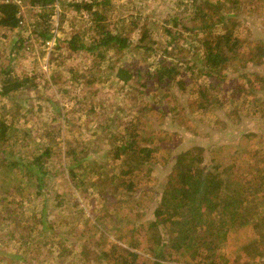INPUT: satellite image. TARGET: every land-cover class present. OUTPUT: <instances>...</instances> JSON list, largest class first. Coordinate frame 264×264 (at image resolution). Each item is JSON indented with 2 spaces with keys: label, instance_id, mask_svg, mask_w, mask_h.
I'll use <instances>...</instances> for the list:
<instances>
[{
  "label": "rangeland",
  "instance_id": "rangeland-1",
  "mask_svg": "<svg viewBox=\"0 0 264 264\" xmlns=\"http://www.w3.org/2000/svg\"><path fill=\"white\" fill-rule=\"evenodd\" d=\"M93 1L102 0H53L40 8L19 0L18 26H0V85L4 73L27 79L25 87L0 95V121L22 140L0 141L4 162L16 161L15 174L0 168V189H8L0 202V264H102L99 242L112 243L113 251L139 247L140 256H151L158 237L166 241L167 235L161 225L155 231L140 223L152 219L166 188L182 186L175 174L178 154L199 146L204 165L211 157L224 163L235 158L241 170L234 173L242 177L249 172L245 157L264 164V0H220L216 21L204 33L189 31L170 42L162 29L171 17L186 20L190 0H108L103 22L127 35L130 48L108 50L100 60L64 48L89 23L86 10L75 12L70 2ZM210 33H227L237 43L217 77L203 68L200 37ZM120 65L137 71L126 85L114 76ZM160 65L176 69L182 89L159 85ZM60 88L67 89L61 97ZM50 100L62 102L63 117L52 118ZM126 123L134 143L151 148L130 173H124L129 162L114 152L115 135ZM47 126L51 136L42 134ZM36 143L49 146L50 154L41 159V193L35 195L17 190L26 183V160ZM68 167L81 179L71 182ZM190 198L201 208L206 204L200 194ZM259 200L264 212L263 196ZM254 232L248 225L233 227L214 252L200 250L194 258L163 246V261L264 264V237Z\"/></svg>",
  "mask_w": 264,
  "mask_h": 264
},
{
  "label": "trees",
  "instance_id": "trees-1",
  "mask_svg": "<svg viewBox=\"0 0 264 264\" xmlns=\"http://www.w3.org/2000/svg\"><path fill=\"white\" fill-rule=\"evenodd\" d=\"M52 1L27 0V3L30 6L40 8ZM206 3L209 5L208 8H204L205 5L200 4L198 0H190V3L187 4L189 12L186 14L185 21L176 20L173 17L167 21L168 27L163 28L162 31L165 37L168 38L169 36L168 42L189 31L204 33L213 24V21H216L218 6L222 2L220 0H206ZM107 5L108 0L88 2L82 6L77 2H70V6L75 12L79 11L80 7L86 10L89 23L87 30L78 31L70 35L65 41L64 48L73 52H86L93 56H98L99 60L103 58L108 50L113 51L115 54H121L126 50L130 44L128 36L121 31L109 30L107 24L103 22ZM19 22V4L12 2L0 3V26L15 28ZM87 31H89V35L84 42L83 37ZM142 36L139 38H142ZM200 44L202 46L203 68L206 70V74L217 77L216 75L221 72L226 62L229 61V53L236 49V40L232 39L227 33H210L200 37ZM155 71L156 77L160 82L159 85L175 83L180 89L183 88L181 80L177 79L178 74L175 68L168 65H160ZM136 73L137 71L132 73L131 69L120 65L116 68L114 76L121 85H126L130 83L131 79L136 77ZM26 80V78H17L4 73L0 85V95L7 96L10 92L25 87L24 83ZM45 82L47 83L48 81ZM47 85L51 84L48 82ZM33 86V84H30L29 87ZM66 91L67 89L60 88L58 91L59 97ZM48 103L53 108L52 113L54 115H52V118L63 117L61 101L50 100ZM122 110L125 113L123 108ZM46 128V131L42 132L43 136H51L52 130L48 126ZM122 129L124 133L115 135L118 143L114 147V152L116 157H125L124 160L129 162L131 168H127L124 173H130L132 168L137 169L138 166L147 160L151 148L138 146L134 143V134L129 131L127 123L123 125ZM13 132L14 129L12 127H8L0 121V141H6L11 145L21 142L22 140L17 139ZM261 137L262 135H259V140ZM34 146L30 150L32 153L31 159L28 157L26 160L25 169L26 171L28 170V174L25 177L26 183L17 191L30 188L33 189L36 195L41 193L36 188H39L38 182L41 178V173H44L41 159L44 155L48 157L50 149L48 148L49 146H42L41 143H36ZM193 149V151L178 154L174 162L175 174L177 178L181 179L182 186L175 189L166 188L153 209L152 219H148V222L143 221L140 223L141 226L146 225L147 228L153 227L155 231H158V225H161L163 228L159 231L162 234L164 231V234L167 235V240L165 241L164 238L161 240L158 237L155 247L150 250L152 255L146 254V256L143 254L140 256L138 254L140 251L139 247H135L133 250H129L128 247H119V251L117 249L113 251L111 249L112 243L107 244L105 242L101 246L99 236L95 235L96 241L99 242L98 254L102 259L99 262H102V264H165L162 255L163 246L169 247L170 251L185 252L190 258H194L195 254L199 253L200 250H206L209 253L214 252L217 245H221L220 242L223 241L228 230L243 225H248L255 230L254 233L257 232V238L264 237L261 233L262 231L264 234V212H261L259 200L260 196L264 198V164L256 157L249 161H245L247 158L245 157L243 163L245 162V165L249 167V172L243 174L245 176L242 177L234 173H240L241 170V167L236 165L237 161L235 158L224 163L218 157H211L209 162L204 165L201 147L198 146ZM234 149L239 151L238 147ZM196 150L198 153H195ZM5 152L6 150L4 149L0 150V168L8 174H15L11 169L16 161L7 165L3 160ZM71 160L74 162L72 157ZM66 173L71 177V182L74 179H81V177H75L72 167L66 168ZM130 185L132 183L128 184V186ZM189 187H192V189L190 190ZM7 192L8 189H4V187L2 190L0 189V202L4 201V198L8 196L6 195L8 194ZM196 193L200 194L201 199L206 201L203 208L199 207L190 198ZM8 203L10 204V202ZM114 215L117 216L116 214ZM137 226L139 230L140 226ZM42 227L44 225L40 222L38 228L41 229ZM136 229L133 228V231ZM98 234L104 235L101 231ZM150 237L144 240H148ZM51 244L54 245V242H51ZM64 250L65 248H58L60 254Z\"/></svg>",
  "mask_w": 264,
  "mask_h": 264
},
{
  "label": "built area",
  "instance_id": "built-area-1",
  "mask_svg": "<svg viewBox=\"0 0 264 264\" xmlns=\"http://www.w3.org/2000/svg\"><path fill=\"white\" fill-rule=\"evenodd\" d=\"M19 0H0V3H9V2H12V3H18Z\"/></svg>",
  "mask_w": 264,
  "mask_h": 264
}]
</instances>
